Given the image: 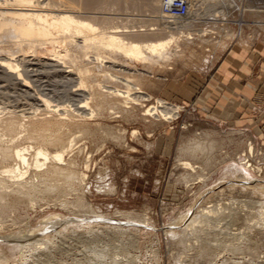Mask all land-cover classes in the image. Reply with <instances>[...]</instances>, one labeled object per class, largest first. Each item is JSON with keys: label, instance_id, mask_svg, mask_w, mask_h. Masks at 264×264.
I'll return each mask as SVG.
<instances>
[{"label": "rangeland", "instance_id": "1", "mask_svg": "<svg viewBox=\"0 0 264 264\" xmlns=\"http://www.w3.org/2000/svg\"><path fill=\"white\" fill-rule=\"evenodd\" d=\"M233 1L243 13L228 6L220 14L223 9L220 4L210 8L197 4L190 6L188 20L178 22L183 29L171 35L166 30L159 35L149 33V36L145 31L138 32L146 34L147 42L173 36L172 43L159 53L142 50L143 58L121 54L109 57L100 53L109 58L99 65L102 70L97 78L101 84L124 90L122 80H128L140 85L150 100L140 107L101 111L91 119L75 118L73 130L77 138L61 165L74 176L72 184L66 186L64 181L56 180L51 183L55 187L59 182L56 191L38 190L40 194L29 198L33 199V205L25 199L29 203L26 205V201L21 204L15 201L19 198L15 193L26 192L38 183L33 171L20 177L21 182L17 178L7 181L6 201L13 207L4 214L0 212V254L3 253L0 264H264V205H261L264 203V119L256 124L255 130L245 124L243 128L223 127L216 122L214 114L207 112L206 98H199L202 94L197 91L199 82L194 81V77L199 76L203 79L200 83H211L214 63L232 43L243 40L248 49L257 42H264V0ZM93 6L88 7L87 13H94L98 8L95 12L103 18L89 22L99 29L109 28L111 23L129 31L146 30L153 25L140 0H99ZM89 8L93 10L90 12ZM255 8L258 11L253 10ZM109 16L113 22L106 23L103 19ZM112 59L113 63H118L113 70L109 68ZM119 68L123 72L118 71ZM40 71L52 73L51 70ZM257 71L255 68L253 76ZM54 77L48 79L54 83L48 81L50 89H45L49 91L42 90L46 83H31L34 89L47 94L52 105L74 89L62 77ZM4 83L0 93L5 98L0 99V107L11 109L25 102L28 109L29 103L16 87ZM69 98H61L60 102L65 101L64 105L72 108L78 100ZM155 99L177 108L174 117L162 120L157 116H142L147 108L155 105ZM21 138L17 143L36 148L35 143ZM30 154L26 155L29 160ZM244 159L259 168L260 173L249 172L251 178L254 175L252 183L241 185L232 182L235 178L227 170L231 164L240 165ZM182 163H190L194 169H185ZM82 176H85L83 180ZM202 209L212 212L198 218ZM188 210H192V215L197 214V223L184 233L180 230L182 226L173 229L177 231L175 235L167 233L168 227L181 224ZM127 218L149 225L118 224L127 223ZM29 233L32 240H27ZM21 235L24 239H20ZM10 236L13 237L9 239ZM15 238L22 241L17 242ZM40 240L43 244L39 249L23 248Z\"/></svg>", "mask_w": 264, "mask_h": 264}, {"label": "bare ground", "instance_id": "2", "mask_svg": "<svg viewBox=\"0 0 264 264\" xmlns=\"http://www.w3.org/2000/svg\"><path fill=\"white\" fill-rule=\"evenodd\" d=\"M97 1L99 0H0V90L2 91V89L4 88V82L12 83L14 87H16V89L19 91L20 96L23 95L22 97H24L27 103H29L28 109H25V102L23 104H18L16 102L17 104L13 106V108L10 107L11 109L0 107V114L2 115L0 116V212L3 214L6 213L12 206V203L8 204L6 201V192L7 188H9L7 187L8 184L6 185L7 181L10 180L11 182V180L14 181L15 178H17L18 182H21V180L19 181V178L23 177L25 174L27 175V172H30V170L33 171V176L37 178L38 183L35 185L33 182L32 184L34 185L31 186V184V187L28 190H26L27 188L25 185L26 192L24 191L22 193L21 190L19 192H16L15 194H18L19 196V198L15 200L17 201V203L20 202L21 204V202L26 201L25 199L30 200L29 198L35 195V193L38 194L39 192L37 191L41 189H44L43 192L53 193L57 190L56 186L59 184V182L57 185H55V187L52 186L51 183L56 180L64 181L63 183L64 185L66 184V186H68V184H72L71 182L74 180V176L72 175V173L67 172V169L63 168L61 165L64 162V157L66 156V154L72 151L77 138L75 135L76 133L73 130V127L76 125V117L77 119H91L96 117L101 111H111V109H114V111H119L128 109L131 106L140 107L143 106L142 103L148 102L150 100L149 94H147L143 90V88L140 87V85L128 80H122L120 78L124 82V90L115 89L113 88V86H107V83L106 85L101 84L97 78V73L100 74L99 72H101L100 64L106 63L105 59L109 58L100 53H104L109 57L115 54H121L133 58H143L142 50H146L151 54L159 53L160 51H163L165 48H167L173 41V36H169L168 38H165V40H157L156 42L152 40L153 42H147V37H144L146 36V34L148 35L149 33L153 34V32H156L157 34L155 35H159V32L161 34V32H164L166 30L171 35L174 31H178L181 28L183 29L182 25H178L179 20H173L172 23L166 20L162 12V0H140L142 1V4H144V11L146 10V12L144 13L150 14L148 19L150 22H153L151 28H148L146 30H141L142 28H140L139 31H129L126 30L127 28L125 27L121 28L114 25H112V27L111 23L109 28L99 29L97 26L95 27L96 24L93 26V23L91 24L89 22L92 20L95 21V19L100 20L103 18L99 16V13L95 12V10H97L98 8L94 9V13H87L88 7H90L91 5L93 6ZM197 4L208 8L215 7L216 5L220 4L221 7L223 6L222 12H220V14L224 13L228 6H232V9L239 10L240 13H243L242 9L240 11L241 7H239L233 0H190V6H196ZM91 9L89 8L90 12ZM253 10L256 11L257 9L255 8ZM213 15V17H215V13ZM161 16L165 20H162L163 18ZM86 17L89 20H87ZM103 20H106L107 23L110 20L112 21L113 18L109 16L108 18L105 17V19ZM186 20H188V17L186 18ZM156 22H158V24H155ZM153 26L156 27L153 28ZM144 31L146 34L138 33ZM167 32L166 35L168 36ZM136 39L137 41H132ZM101 55L104 57H102ZM14 56H17L16 59H14ZM113 59L112 63H110L111 66H109V68H111L112 70L114 67H118V65H116L118 63H113ZM21 66L24 68V71L19 70V67L21 68ZM121 68H123V66ZM40 69L51 70L52 73H49L48 71H40ZM122 70L123 69L119 68L118 71ZM52 76L62 77L66 81V83L71 85L70 88H74L70 89L65 93V95L63 94V96H61V98L71 97V99L72 97H74V100L75 97L78 98H76V100H78V103L75 101L77 105H72L73 109L67 106L68 104L64 105L65 101L64 103H61V98L58 100L59 102L55 101V105H52L53 103L52 101H50V99L47 98V94H43L42 90H44V92L49 91L46 89L50 87L49 82L51 81H49V78H51ZM109 76H112V78H117L116 76H113L111 74ZM45 78L47 79V81L43 80ZM109 78L111 79V77ZM42 80L43 82H40ZM2 83H4V85ZM31 83H41L42 85L46 83V85L42 86L43 89L40 91V89H34V85L31 86ZM38 86L36 87L38 88ZM50 91L52 93L53 89ZM2 93L4 95V92ZM4 98L0 93V99ZM55 98L58 99L56 95ZM0 102V104H2V100ZM154 102L155 105L147 108L142 116H157L162 120H168L173 118L174 114L177 112V108L168 107L167 104L163 103L161 100H156ZM5 105L6 104H3L2 106L5 107ZM12 105H14V103ZM82 124L83 123H81V125ZM74 129L76 130V128ZM22 136L24 137L21 138ZM20 138L32 141H29V143H35L36 148L34 146V149L31 147H23L22 145H24V143L22 145L17 143L18 139ZM27 140L25 142H28ZM46 147L53 152L50 153L51 151H48ZM30 150L33 151V153L31 152L32 154H30ZM251 151L252 148L250 147L248 149L249 154H251ZM28 154L32 155H29L31 157L30 160L26 157V155L28 156ZM249 163L251 162L245 160L240 165H230L227 171L228 174L232 176V178H235V181L232 180V182H237L241 185H243L244 182L250 183L249 181H251L252 183V178L254 177V175L251 178V172L258 175L260 173V169L257 167H253ZM182 166L183 168L189 169L190 171L194 169V167L190 165V163H182ZM32 171L30 173H32ZM84 177L85 176H82V180ZM15 182L17 183V181ZM227 185H229V183ZM66 186H63V188ZM60 187L62 186L60 185ZM255 187L257 186L255 185ZM262 189H264V187H262ZM46 193L45 195H47ZM11 198L13 197L11 196ZM32 200L29 201L30 205H33ZM24 204L28 205L29 203L27 202ZM261 205L263 206L264 203H262ZM31 207L33 208V206ZM261 209L263 210V208ZM191 211L192 210H188L189 213L182 217L179 222L181 224H179L178 226L172 225L168 227L167 233L173 235L177 234V231L173 229L179 226L183 227L182 229H180L182 232L188 231L190 228H192L193 225L197 223V214L192 215L193 212L191 213ZM210 211L211 210L202 209L198 214V218L202 217L201 215H208ZM126 221L127 223H124L123 226H136V224H133L132 222H140L139 225L142 226L149 225L148 222L137 221V219L134 220L127 218ZM56 222L58 221L56 220ZM15 227L16 226H14V228ZM47 227L48 226H46V228ZM31 234L32 233H29V237L26 236L27 240L33 239ZM18 235L16 234L17 237ZM36 236L39 235L36 234ZM11 237L13 236H10L9 239ZM20 237H22V235ZM16 239L17 238H15V240ZM20 239L24 238L22 237ZM8 240L6 241V243L8 242ZM32 242V244H26L27 246H24L23 248L33 249L34 251V249H39V246L43 244V241L41 243V240L37 243H34V241Z\"/></svg>", "mask_w": 264, "mask_h": 264}, {"label": "crops", "instance_id": "3", "mask_svg": "<svg viewBox=\"0 0 264 264\" xmlns=\"http://www.w3.org/2000/svg\"><path fill=\"white\" fill-rule=\"evenodd\" d=\"M254 45L246 49L243 40L229 45L214 63L215 74L208 85L200 83L202 77H194L199 82L198 94L202 93L199 98H206L207 112L223 127L243 128L245 124L255 130L264 119V42Z\"/></svg>", "mask_w": 264, "mask_h": 264}, {"label": "built area", "instance_id": "4", "mask_svg": "<svg viewBox=\"0 0 264 264\" xmlns=\"http://www.w3.org/2000/svg\"><path fill=\"white\" fill-rule=\"evenodd\" d=\"M162 4V12L167 21H183L188 17L190 0H162Z\"/></svg>", "mask_w": 264, "mask_h": 264}, {"label": "water", "instance_id": "5", "mask_svg": "<svg viewBox=\"0 0 264 264\" xmlns=\"http://www.w3.org/2000/svg\"><path fill=\"white\" fill-rule=\"evenodd\" d=\"M118 224H119V225H124V223H119V222H118Z\"/></svg>", "mask_w": 264, "mask_h": 264}]
</instances>
